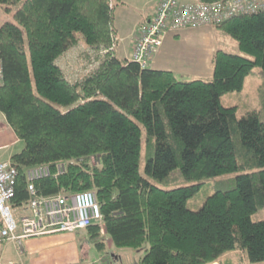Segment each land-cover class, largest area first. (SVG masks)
Segmentation results:
<instances>
[{"label":"trees","instance_id":"trees-1","mask_svg":"<svg viewBox=\"0 0 264 264\" xmlns=\"http://www.w3.org/2000/svg\"><path fill=\"white\" fill-rule=\"evenodd\" d=\"M0 5L15 8L14 21L0 22V109L24 142L12 156L20 171L14 205L28 202V167L66 161L63 174L36 187L42 194L95 190L103 219L86 229L103 254L128 247L144 250L135 264H234L225 255L241 249L251 262L264 260V219L252 218L264 207V81L260 111L239 117L222 100L243 90L255 67L264 77V11L213 25L249 57L217 48L206 79L151 68L153 55L146 65L120 58L114 0ZM81 40L105 54L90 73L71 78L61 60ZM143 143L150 176L166 179L179 169L193 183L167 189L149 181L141 173ZM231 172L202 207L188 206L206 178Z\"/></svg>","mask_w":264,"mask_h":264},{"label":"built area","instance_id":"built-area-1","mask_svg":"<svg viewBox=\"0 0 264 264\" xmlns=\"http://www.w3.org/2000/svg\"><path fill=\"white\" fill-rule=\"evenodd\" d=\"M264 11V0H159L157 11L139 23L133 59L142 65L162 45L169 32L178 33L186 27L214 25L235 15ZM3 66L0 61V84ZM67 162L58 161L54 166L38 164L25 171L29 199L16 206L13 199L19 168L12 160L0 161V240H21L59 231L84 229L103 219L101 205L95 190L63 191L42 194L36 181L44 177H58L66 171ZM0 264H24L18 260Z\"/></svg>","mask_w":264,"mask_h":264},{"label":"rangeland","instance_id":"rangeland-1","mask_svg":"<svg viewBox=\"0 0 264 264\" xmlns=\"http://www.w3.org/2000/svg\"><path fill=\"white\" fill-rule=\"evenodd\" d=\"M114 2L116 3L115 26L118 31L119 39L117 45V54L120 58H125L126 55L132 57L134 50L132 48L131 56L129 52V46L132 36L134 35L133 33L138 31V20L143 17V15L151 13L153 9L154 13H156L159 0H114ZM14 10L15 8H12L11 11H7L5 7L0 5V22L2 23L7 19L14 21ZM216 32L218 45L220 48L249 57L247 53L243 52L240 49L238 42L234 37L219 28L216 29ZM133 42H135V38ZM104 54L105 53L103 52V50L100 51L95 47L87 46L84 41L81 40L78 44H76V46L72 47L66 52L65 56L61 60V66L71 78H81L85 74L87 75L88 73H90V71L98 65L99 57L104 56ZM259 68V66L255 67V71L248 75L243 90L227 92L222 97L223 103L225 105H236L238 107L239 117H243L249 112L261 110V86L263 84L264 77H262V75H260V73L258 72V70H260ZM185 77L193 78V76ZM141 127L144 140L146 136V130L143 125H141ZM146 161L147 148L145 146V143H143L141 155V173L149 181L167 189L193 183V181L185 179L183 177V174L181 173V170L179 169L169 178H154L150 176L145 170ZM236 174L237 172H231L206 178L205 184L201 187V189L194 196L189 198L188 206L194 210L199 209L203 206L208 195L215 192L217 188H222L223 182L230 177H234ZM252 218L254 220L264 219V207L257 210L252 215ZM108 241L110 242L111 240ZM6 244L7 243L5 241H0V254L3 252L2 257H0L1 262H5L4 260H7L6 258H9L12 255V250L9 249V246ZM115 249L113 247H109L110 251L103 254L99 251H96L92 246L91 257L86 264H135V261L139 259L144 253V250L137 251L133 248L128 247H116ZM117 250L121 256H117V258H114L115 254L117 255ZM225 256L231 258L234 264H264V260L257 262L249 261L247 259L246 253L241 249L232 251ZM213 263L220 264L217 261Z\"/></svg>","mask_w":264,"mask_h":264},{"label":"crops","instance_id":"crops-1","mask_svg":"<svg viewBox=\"0 0 264 264\" xmlns=\"http://www.w3.org/2000/svg\"><path fill=\"white\" fill-rule=\"evenodd\" d=\"M153 13L154 9L151 13L143 15L138 20V24L144 16H151ZM216 29L213 25H202L186 27L178 33L169 32L162 45L153 54L149 61V67L172 70L184 77L212 78L214 74L213 56L216 49L220 48ZM136 33L137 31L133 33L129 46L131 56L132 48L134 49L135 46L133 40L136 39ZM125 58L131 57L126 55ZM23 147V140L17 135L0 109V161L12 160V156L21 151ZM102 232H105L104 225ZM106 239L111 245V238L106 236ZM3 241L12 250V255L4 261L18 260L24 264H86L91 257L92 246L100 253L103 250L100 246V248L95 247L94 236L91 237L86 228L30 236L21 240L5 239ZM2 254L3 252L0 257Z\"/></svg>","mask_w":264,"mask_h":264},{"label":"bare ground","instance_id":"bare-ground-1","mask_svg":"<svg viewBox=\"0 0 264 264\" xmlns=\"http://www.w3.org/2000/svg\"><path fill=\"white\" fill-rule=\"evenodd\" d=\"M213 264H217V263H213Z\"/></svg>","mask_w":264,"mask_h":264}]
</instances>
